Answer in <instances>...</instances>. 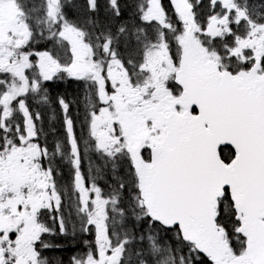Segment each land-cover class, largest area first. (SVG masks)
Here are the masks:
<instances>
[{
    "label": "snow or ice",
    "instance_id": "obj_1",
    "mask_svg": "<svg viewBox=\"0 0 264 264\" xmlns=\"http://www.w3.org/2000/svg\"><path fill=\"white\" fill-rule=\"evenodd\" d=\"M0 264H264V0H0Z\"/></svg>",
    "mask_w": 264,
    "mask_h": 264
},
{
    "label": "trees",
    "instance_id": "obj_2",
    "mask_svg": "<svg viewBox=\"0 0 264 264\" xmlns=\"http://www.w3.org/2000/svg\"><path fill=\"white\" fill-rule=\"evenodd\" d=\"M69 251H71V250H67V251L64 253L65 257H67V256L70 255V254H69Z\"/></svg>",
    "mask_w": 264,
    "mask_h": 264
},
{
    "label": "bare ground",
    "instance_id": "obj_3",
    "mask_svg": "<svg viewBox=\"0 0 264 264\" xmlns=\"http://www.w3.org/2000/svg\"><path fill=\"white\" fill-rule=\"evenodd\" d=\"M69 254H70V255L72 254L71 251H69Z\"/></svg>",
    "mask_w": 264,
    "mask_h": 264
}]
</instances>
